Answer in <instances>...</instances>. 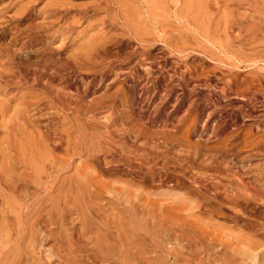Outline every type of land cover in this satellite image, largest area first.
<instances>
[{
    "label": "rangeland",
    "instance_id": "rangeland-1",
    "mask_svg": "<svg viewBox=\"0 0 264 264\" xmlns=\"http://www.w3.org/2000/svg\"><path fill=\"white\" fill-rule=\"evenodd\" d=\"M0 264H264V0H0Z\"/></svg>",
    "mask_w": 264,
    "mask_h": 264
}]
</instances>
